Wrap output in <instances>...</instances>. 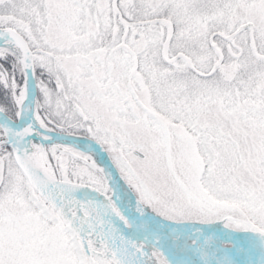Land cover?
<instances>
[{
    "label": "snow or ice",
    "instance_id": "obj_1",
    "mask_svg": "<svg viewBox=\"0 0 264 264\" xmlns=\"http://www.w3.org/2000/svg\"><path fill=\"white\" fill-rule=\"evenodd\" d=\"M0 264H264V0H0Z\"/></svg>",
    "mask_w": 264,
    "mask_h": 264
}]
</instances>
